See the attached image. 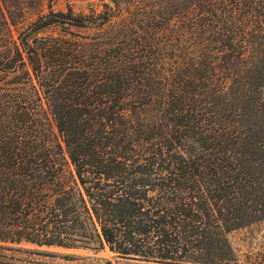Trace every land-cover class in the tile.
<instances>
[{
    "label": "trees",
    "instance_id": "obj_1",
    "mask_svg": "<svg viewBox=\"0 0 264 264\" xmlns=\"http://www.w3.org/2000/svg\"><path fill=\"white\" fill-rule=\"evenodd\" d=\"M52 1L0 0V264H236L264 220V0Z\"/></svg>",
    "mask_w": 264,
    "mask_h": 264
},
{
    "label": "rangeland",
    "instance_id": "obj_2",
    "mask_svg": "<svg viewBox=\"0 0 264 264\" xmlns=\"http://www.w3.org/2000/svg\"><path fill=\"white\" fill-rule=\"evenodd\" d=\"M127 5L128 0H119V6L126 10ZM51 8L54 11H67L71 8L75 14H90L92 11L103 13L108 8L117 10V6L111 0H53ZM51 29H55L56 32L65 27L52 26L41 34L48 33ZM72 30L84 33L83 29L72 28ZM228 240L236 264H264V220L231 231L228 234ZM22 246L26 251L16 252L14 255L21 260L36 264H108L106 260H110L112 264L127 263L115 258L114 253L107 246L96 251L86 248L38 246L30 243L22 244Z\"/></svg>",
    "mask_w": 264,
    "mask_h": 264
}]
</instances>
